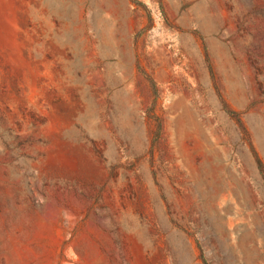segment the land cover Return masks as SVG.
Masks as SVG:
<instances>
[{
	"label": "rangeland",
	"instance_id": "obj_1",
	"mask_svg": "<svg viewBox=\"0 0 264 264\" xmlns=\"http://www.w3.org/2000/svg\"><path fill=\"white\" fill-rule=\"evenodd\" d=\"M264 0H0V264H264Z\"/></svg>",
	"mask_w": 264,
	"mask_h": 264
},
{
	"label": "trees",
	"instance_id": "obj_2",
	"mask_svg": "<svg viewBox=\"0 0 264 264\" xmlns=\"http://www.w3.org/2000/svg\"><path fill=\"white\" fill-rule=\"evenodd\" d=\"M252 154H253V158L255 161V165H256V169L258 171V174L264 183V164L261 161V159L259 158V156L257 155V153L255 152V150H253V149H252Z\"/></svg>",
	"mask_w": 264,
	"mask_h": 264
}]
</instances>
